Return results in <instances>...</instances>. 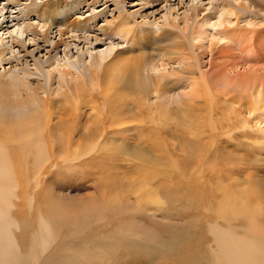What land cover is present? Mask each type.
I'll use <instances>...</instances> for the list:
<instances>
[{
    "label": "rangeland",
    "instance_id": "1",
    "mask_svg": "<svg viewBox=\"0 0 264 264\" xmlns=\"http://www.w3.org/2000/svg\"><path fill=\"white\" fill-rule=\"evenodd\" d=\"M113 1L65 0L66 6L61 11L71 8V18L81 19L85 25L73 31L70 28L63 37L54 25L45 37L48 24L43 26L45 22L37 15L30 17L22 12L31 0H21L20 5L0 0V8L4 7L0 11V76L17 74L29 80L40 79L55 88L57 82L48 79L49 71L54 69L52 75H58V71L67 66L73 76L80 74L77 83L84 84L77 104L80 130L85 129L90 134L88 127L100 126V120L109 130L106 143H101L100 150L88 156L87 161L84 158V163L44 173L41 175L44 180L37 188L33 185L20 188L13 215L22 227L18 241L23 256L10 260L11 264H213L215 239L209 223L217 221L215 207L223 200V189L234 195L247 189L264 192L263 186L255 184L256 179L264 178L263 133L249 131L248 134L233 133L230 137L219 134L212 143L210 136L206 140L208 135L196 137L191 132L193 126L198 125L196 121L190 129L187 122L183 123L182 118L199 117L198 113L192 115L194 112L187 110L184 117L180 113L172 115V119L160 127L162 134L155 135L154 124L149 121V113L139 97L125 94L115 98V91L111 93L116 65L111 59L126 51L122 58L130 61L139 58L148 61L155 55L161 56L168 66L161 85L169 93L187 87L190 78L187 59L197 61L209 77L217 71L223 73L225 68L239 61L249 62L256 68L264 67V1L256 0V5L253 3L246 12L228 16L222 14L220 0H184L182 4L180 0H154L153 6L138 15L134 14L144 2L119 0L123 14L130 18V32L138 30L139 23L162 25L169 7H176L170 11L172 16L180 17L192 2L201 3L197 20L204 21L200 28L202 36L193 43L192 49L187 46L182 55L163 50H173L167 40L155 42L149 36L137 44L128 35L130 32L104 33L101 29H106L119 13L114 10ZM221 23L248 35L244 42L246 50L240 48L242 41L239 42L236 31L227 39L219 34L225 32ZM190 32L191 28H187L186 33ZM57 42L59 48L52 50ZM99 53H107L109 57L99 69H92L90 64ZM81 56L84 62L79 61ZM106 76H111L112 82L108 79L103 83ZM93 83L96 86H92ZM222 92L218 94L223 105L224 98L230 94L224 96ZM108 95L110 100L106 98ZM54 98H59L54 115V122H59L62 114L58 107L63 104L62 97ZM152 98L155 99V95ZM64 107L71 112L70 105ZM141 126H145V130ZM125 127L127 131L121 132ZM117 138L134 148L113 144V139ZM75 140L82 147L93 141L81 133H77ZM136 145L140 149L135 148ZM231 176L235 179L231 180ZM30 193L34 196L31 205ZM96 199L107 201L106 208L91 205L92 210L83 209L89 205L85 202ZM56 206L59 209H55ZM44 214L53 218L56 234L47 250L41 248L39 236L36 237L37 250L33 258L29 253L34 232L39 216ZM232 221L219 222L226 226Z\"/></svg>",
    "mask_w": 264,
    "mask_h": 264
},
{
    "label": "bare ground",
    "instance_id": "2",
    "mask_svg": "<svg viewBox=\"0 0 264 264\" xmlns=\"http://www.w3.org/2000/svg\"><path fill=\"white\" fill-rule=\"evenodd\" d=\"M139 1L145 4L134 15L140 14L148 6H153L158 0L155 2L154 0ZM220 1L222 14H229L228 16L231 14L238 16L251 9L253 3L254 6L256 5V0ZM11 2L14 5L23 4L21 0H11ZM180 2L182 4L184 0H180ZM113 3L114 10L119 13L109 21L106 29L101 30L104 33H109L111 30V33L128 34L132 30L130 18L127 14H123L122 3L119 0H114ZM200 5L201 3L192 2L188 8L186 7L182 16L179 15L180 17L177 16V13L176 17L172 16L170 10L176 9V7H169L163 16L162 25L157 22H152L153 26L139 23V29L128 35H131L137 44L149 36L150 40L155 42L157 40L166 42L167 40V43L170 44L167 46L169 45L173 50H169V48L163 50L171 51L168 53L185 54L187 46L192 49L193 43L202 36L200 28L204 21L197 20L200 14L199 8L202 6ZM63 6H66L65 0H44L43 2L31 0L30 3L25 4L22 12L30 17L37 15L45 22L43 26L48 24L44 33L45 37L54 25L58 26L59 34L63 37L69 33L70 28L73 31L81 29L85 25L82 24L81 19L71 18V8L61 11ZM3 10L4 7L0 8L1 12ZM220 27H223L225 32L221 31L219 34H223L226 39L232 37L234 31L238 33L237 28H230L224 23H221ZM187 28H191L190 33H186ZM243 34L240 31V34L237 35L239 42L242 41L239 45L242 51L246 50L247 46L244 45V42L245 39H248V35ZM134 39L132 40L134 41ZM59 46L60 43L57 42L52 50L58 49ZM106 54H96L97 56L91 62L90 67L99 69L109 57ZM125 54H115L111 59L113 65L116 64L111 93L115 91V98L125 94L128 97L129 95L139 97V101L149 113V121L154 124L152 128L155 135L162 134L163 128L160 127L168 123L167 121L172 119V115L177 116L180 113L184 117L187 110L191 113L194 112L192 115L198 113L199 117L197 116L194 120H191L192 115L190 120H188L190 116L187 117L188 119L182 118L183 123L187 122L190 129L196 121L198 125L193 126L195 128L191 132H194L196 137L208 135L206 140L210 139V136L212 143L216 141L219 134L228 137L233 133L238 135L247 132L246 134H248L249 131H259L264 134V67L256 68L250 66L249 62L239 61L225 68L223 73L219 72V74L217 71L213 77H209L197 61L187 59L185 64L190 73L187 87L185 89L176 88L174 93H169L161 85L163 75L168 70V66L161 56L155 55L148 61L140 58L130 61L129 58H122V55ZM79 61L84 62L82 56L79 57ZM171 69L173 70L174 67ZM220 70L222 71V69ZM53 71L54 69L49 71L48 79L57 82L55 88L51 87L52 84L48 86L45 81L40 79L29 80L17 74L0 76V264H11L10 260H17L18 257L22 258L23 256L18 241V231L22 227L19 220L13 215L17 206L15 199L20 198V188L23 185L39 187L44 180L41 175L48 171L79 166L80 163L85 162L84 158L87 161L88 156L98 152L100 144L106 143V140L109 139V130L103 125V120L98 122V125H103L102 127H88L90 134L83 128L80 130V113L77 104L81 94L80 90L84 86L83 83H77L80 74L76 73L77 76H73L67 66L57 70L58 75L56 73L53 76ZM108 79L112 82L111 76L104 77L102 82L105 83ZM92 86H96V84L93 83ZM219 92H222L224 96L230 94L224 98L223 105ZM152 95H155V99L152 98ZM59 96L62 97L63 102L58 107L62 116L59 122H54L55 108L59 102V98L54 97ZM106 98L110 100L109 95ZM66 104L70 105V113L67 111L69 109L64 107ZM93 109L95 110V107ZM141 129L145 130V126H141ZM123 131H127V127L121 130V132ZM77 133L84 134V137H91L93 141L90 144L88 140L89 144L82 147L75 143ZM113 140H115L113 144L118 146L129 149L133 147L119 138ZM201 146H199L200 150ZM135 148L140 149L138 145ZM234 179L231 176V180ZM255 184L264 187V178L256 179ZM248 190L234 195L223 189V200L215 207L217 221L209 223L211 229L209 230L213 232L211 234L215 239L213 246H215L216 252H214L213 264H264V192L254 190L256 191L254 193ZM29 200L31 205L34 202L33 193L29 194ZM85 203L89 204L83 206L86 211L92 210V206L105 209L108 205L107 201L103 202L97 199L95 202ZM55 209H59L58 206ZM52 219L46 214L39 216L37 229L34 232L35 238L29 253L33 258L37 250V236H39V245L45 249L55 238L56 233ZM222 219H229V221L236 219L239 222L232 221L223 226L219 222ZM238 228L243 231L240 232L241 229Z\"/></svg>",
    "mask_w": 264,
    "mask_h": 264
}]
</instances>
